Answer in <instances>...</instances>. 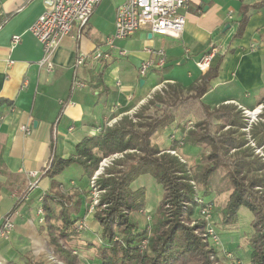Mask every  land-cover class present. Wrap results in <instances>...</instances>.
I'll list each match as a JSON object with an SVG mask.
<instances>
[{"label": "crops", "instance_id": "0c3cea01", "mask_svg": "<svg viewBox=\"0 0 264 264\" xmlns=\"http://www.w3.org/2000/svg\"><path fill=\"white\" fill-rule=\"evenodd\" d=\"M122 1L102 0L81 36L76 37L74 29L53 52L50 66H40L42 45L28 28L43 12V0H0V222L8 214L14 224L10 235L0 240V264H22L50 250L46 232L36 222L50 183L44 175L50 158L73 155L84 138L142 105L157 84L175 83L186 91L205 73L196 62L210 47L222 60L202 96L205 104L251 108L264 96V2L249 9L237 37L240 7L260 0H189L179 38L143 27L114 40L109 49L105 41L114 31L115 10ZM13 35L20 36L16 44ZM146 48L163 50L166 64L140 76L139 64L149 56ZM95 49L110 56L95 59ZM81 54L87 56L85 64L76 65ZM89 241L81 233L73 242L79 264H98L95 256L82 259Z\"/></svg>", "mask_w": 264, "mask_h": 264}, {"label": "trees", "instance_id": "16d2710c", "mask_svg": "<svg viewBox=\"0 0 264 264\" xmlns=\"http://www.w3.org/2000/svg\"><path fill=\"white\" fill-rule=\"evenodd\" d=\"M263 2L240 7L241 16L234 36L241 35L249 9ZM221 60L220 55L214 56L208 70L185 89L186 95L179 85L168 84L166 90L156 92L133 114L135 121L123 116L116 124L102 126L95 135L84 138L76 145L73 155L50 158L44 172L50 183L41 196L40 208L46 243L60 261L79 264L73 242L80 234L75 230L76 223L85 214L79 215L82 197L77 193L65 194L57 177L77 166L82 177L89 180L103 158L134 150L136 154H124V158H131L133 163L128 165L126 160H116V164L126 168L105 169L95 181L97 189L102 191L93 215L96 238L86 246L93 248L98 264H227L207 241V221L192 219L200 211L198 200L205 199L206 194L200 187L201 192L195 191L189 181L207 185L219 167L225 169L231 186L224 216L233 222L240 207L252 213L247 264H264V161L244 147L245 139L238 130L221 131L225 124L236 128L243 125L233 105H222L210 111L202 101V96L210 89L211 79L218 75ZM194 105L197 108L192 110ZM176 112H199L201 116L193 129L184 131L186 123L175 117ZM261 117L264 118V112ZM171 125L184 131L182 143L204 145L197 175L188 176L176 156L151 143L154 133ZM252 135L264 153V125L253 127ZM177 141L170 145L171 150L178 147ZM146 173L162 189L149 228L139 226L131 218L132 213L145 206L146 191L142 187L132 189L130 185L138 175ZM6 264L20 263L9 261ZM22 264L43 263L27 257Z\"/></svg>", "mask_w": 264, "mask_h": 264}, {"label": "rangeland", "instance_id": "374dc122", "mask_svg": "<svg viewBox=\"0 0 264 264\" xmlns=\"http://www.w3.org/2000/svg\"><path fill=\"white\" fill-rule=\"evenodd\" d=\"M162 84L163 86L160 87V91L157 90L153 93H150L149 95L151 97L148 96L146 98V101H144L142 105H144L149 99H151L156 92L162 93L163 90H166L168 84L170 83L162 82ZM183 94L186 95L187 93L184 91ZM142 105L137 107L130 114L122 115L121 117L128 116L132 118L133 121H135L136 119L133 117V114L137 112ZM222 105H233L235 107V112L237 113V118H239L240 122L243 125L242 127L236 128L235 126L225 124L222 127L221 131L224 132L229 129L238 130V132L243 134V137L245 139L244 147L250 148L254 155L261 157L264 161L262 146L257 145L256 140L252 135L253 127H256V125L260 123L264 125V118L261 117L262 113L264 112V96L259 102L256 103V105L252 106L251 108L245 107L238 103H225ZM222 105L212 108L208 105L207 106L211 111L214 108H218ZM194 108H197V106L194 105L192 110ZM200 116L201 115L199 114V112L196 114H179L178 112L175 113V117L177 119L181 118L180 120H183L186 123L184 131L193 129L196 121L200 119ZM120 118L107 122L105 126L108 127L116 124L120 120ZM215 122L217 123L216 120L214 121V124H216ZM184 131L182 132L179 129L175 128L174 125H171L154 133L151 136L150 141L152 144L158 145L159 148L164 150L166 153L176 156L184 165L188 176H193L197 175L198 164L202 162L201 154L203 152L204 145L197 144L198 146L196 147V145L182 143V138L185 134ZM174 140H178V147L174 150H171L170 145ZM233 151L234 150L232 149L230 153H232ZM125 153L136 154L134 153V150H127L125 152L116 153L107 158H103L99 162L98 168L89 180H86L82 177V171L77 166H72L69 170L63 172L57 177L62 181L61 189L65 194L77 193L80 197H82L83 203L82 208H80L79 210V215H85L81 219H78L75 230L80 234L84 233V235L88 238H91V240H94L96 238V231H94V226L92 225L94 223L93 215L102 192L95 186V181L99 175L103 174L105 169L107 170L109 168H115L118 170H123L126 168L123 164H116V160H126L125 162H127L126 164L128 165L133 163L131 158H124ZM49 162L50 160L48 161V164L44 169L48 168ZM189 182L193 185V189L195 191L199 190V187L204 190L206 195L203 198H205L207 206H210L209 224L218 234L219 242L217 244L212 242L208 237L207 229L205 228V235L209 245L216 249L217 256L221 261L227 264H230L231 262L234 264H247L250 253L248 237L252 233V228L250 226L252 213L246 207H240L236 211L235 220L233 222L227 221L224 213H226L225 205L228 200L229 192L231 191V186L227 177L225 176V169L222 167L217 168L210 177V180L208 181L209 183L207 185L202 184L201 182L196 184L191 180ZM130 186L132 189H138L140 187L145 188L146 204L141 210L132 213L131 218L139 226H145L149 228L151 216L154 213L156 205L162 195L161 186L148 173L138 175ZM199 191L201 192L202 190L200 189ZM39 209L41 208L39 207L38 210ZM38 210L36 211L37 223H39L38 218L40 216ZM31 214L34 215L35 210H32ZM192 219L204 220L200 213L195 214ZM40 223L42 224L43 220ZM78 223H84V226L81 229H77ZM49 248L50 250L47 255L45 253L44 256L38 257L37 260L42 261L43 264H59L60 262L62 263V261H60L53 253L52 248ZM87 256H94L92 247L86 248L84 254L82 255V259L87 258Z\"/></svg>", "mask_w": 264, "mask_h": 264}, {"label": "built area", "instance_id": "2783aa9c", "mask_svg": "<svg viewBox=\"0 0 264 264\" xmlns=\"http://www.w3.org/2000/svg\"><path fill=\"white\" fill-rule=\"evenodd\" d=\"M102 0H43L44 10L37 19L29 26L28 31L42 45V57L39 65L48 64L50 58L59 46L62 39L71 35L75 29L76 37H80L87 26L94 8ZM189 0H123L115 10L114 31L105 44L109 49L114 48L113 41L125 39L140 28H148L151 33L179 38L184 32L186 17L183 11L186 9ZM20 36L13 35L12 44L19 42ZM149 56L142 60L138 67V74L143 76L150 68H162L166 64L165 52L161 49H145ZM216 48L214 46L205 52L196 62V66L201 72H206L214 57ZM118 54H126L124 50H119ZM95 59L108 58V52L95 49L92 55ZM87 56L81 54L76 59V65L85 64ZM75 84V83H74ZM76 85H82L76 82ZM162 83L152 88L151 93L159 90ZM150 96V95H149ZM151 97V96H150ZM21 130L29 133L26 126H21ZM105 161V160H104ZM104 163V162H102ZM32 176L36 172L29 173ZM205 199L198 200L199 213L207 221L206 229L210 240L214 243L219 242L218 234L209 224L210 206H207ZM38 221L42 222V210H38ZM84 223H78L77 229H81ZM14 224L9 215L3 217L0 222V240L7 238L13 230ZM65 264V263H59Z\"/></svg>", "mask_w": 264, "mask_h": 264}, {"label": "water", "instance_id": "95a60500", "mask_svg": "<svg viewBox=\"0 0 264 264\" xmlns=\"http://www.w3.org/2000/svg\"><path fill=\"white\" fill-rule=\"evenodd\" d=\"M140 84H142V80H140Z\"/></svg>", "mask_w": 264, "mask_h": 264}]
</instances>
